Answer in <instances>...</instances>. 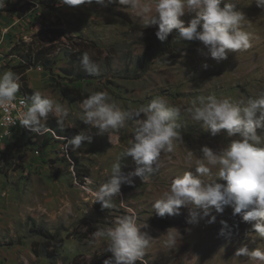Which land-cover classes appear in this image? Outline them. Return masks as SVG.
<instances>
[{
  "label": "rangeland",
  "instance_id": "obj_1",
  "mask_svg": "<svg viewBox=\"0 0 264 264\" xmlns=\"http://www.w3.org/2000/svg\"><path fill=\"white\" fill-rule=\"evenodd\" d=\"M41 1H50L54 10H48ZM224 3H234L245 14L243 27L251 35L248 49L229 52L227 59L218 62L206 56L202 42L175 38L174 30L165 40L170 44L163 51L157 49L145 67H138V56L157 37V27L145 28L125 6L0 0V27L8 29L0 52L13 55L0 63V72L17 73L16 67L26 63L22 53L28 52L27 45L33 43L35 50L45 46L53 68L45 70L32 63L23 75L30 88L64 104L70 115L63 128L51 114L42 123H56L55 127L70 139L80 132L92 137L91 142L84 141L72 152L75 173L51 137L33 144L32 138L18 129L13 133L20 140L5 142L0 150V264H104L112 253L107 244L93 243L91 233L98 227L111 226L117 216L129 211L137 215L141 227L148 225L141 230L154 238L143 261L137 264H185L193 255L198 257L194 264H248L247 258L234 257L236 250L245 245L250 251L264 248V239L254 241L246 235L252 230L251 224L243 222L240 215L234 216L231 206H225L222 214L213 208L215 222L209 223V216L196 224L187 223L188 207H182L179 215L165 217L157 216L153 209L155 200L176 176L186 171L195 173V160L202 156L199 149L203 145L218 150L230 142L223 131L212 136L203 122L191 120L184 109L200 97L229 98L238 103L264 91V9L254 0H223L222 7ZM22 5L29 10L23 16L19 15L23 10H11ZM194 16L186 14L181 19L187 25ZM73 42L80 43L78 47L89 54L99 68L97 73L89 74L81 63L69 59L67 51ZM16 47L21 52L15 51ZM80 75L84 77L80 79ZM23 81L21 77L19 83ZM96 91H107L122 108L133 112L157 96L181 107L176 131L182 139L174 140V153H161L153 165L157 171L148 181L130 177L132 183H123L120 195L113 198V209H102L92 192H85L82 186L87 178L91 182L86 187L95 191L108 179L112 164L129 146L138 125L135 119H129L111 141L107 133L100 135L97 128L81 121L79 102ZM189 150L193 151L191 161L186 159ZM121 163L126 176L137 167L130 156ZM80 169L88 171L83 183ZM222 221L227 222L224 234ZM40 226L64 240L63 246L57 245L54 262L37 254L46 246L53 249L51 242L33 231ZM170 227L182 234L173 249L166 248L160 238Z\"/></svg>",
  "mask_w": 264,
  "mask_h": 264
},
{
  "label": "clouds",
  "instance_id": "obj_2",
  "mask_svg": "<svg viewBox=\"0 0 264 264\" xmlns=\"http://www.w3.org/2000/svg\"><path fill=\"white\" fill-rule=\"evenodd\" d=\"M96 3L107 7L109 4L125 6L137 16L145 28L156 26V36L165 41L176 31V37L183 41H200L207 49L206 56L222 61L229 52L246 50L251 46V35L244 30L245 14L234 3L223 0H60L68 6ZM257 7L264 9V0H254ZM195 16L187 23L181 19L186 14ZM80 63L85 72L95 74L98 66L87 52L82 54ZM207 67V64L204 65ZM215 78V77H214ZM20 77L11 70L0 72V110L7 111L16 100L20 89ZM80 120L99 130L98 134L112 136L126 126L129 119H135L138 127L129 146L111 166V175L95 191L86 187L91 181L85 178L82 186L85 192H92L95 202L102 209L116 207L114 197L120 195L123 183H132L130 177H140L143 182L157 171L155 161L161 153H174V140L182 139L176 131V120L181 107L170 105L165 97L157 96L148 104L133 111L125 110L107 91H96L79 102ZM193 121L203 122L212 136L222 131L230 138L227 146L214 149L203 145L202 156L195 160V173L186 171L176 176L153 204L159 217L176 216L182 207L189 208L187 223L196 224L199 219L211 216L213 208L223 213L225 206L233 208V215H240L243 222L250 223L252 230L246 235L264 239V91L255 98L233 102L229 98L216 96L200 97L184 109ZM51 114L62 128L70 113L69 109L40 91H34L25 110L20 113L19 123L38 134H46L49 129L42 121ZM92 137L80 132L71 139L66 138L65 151L79 150L84 141ZM132 157L137 167L127 176L122 172L121 160ZM193 151L186 153L191 161ZM216 170L213 173V170ZM203 176H212L210 180ZM218 180L225 183H219ZM202 213V215H201ZM215 222L211 216L209 223ZM224 229L227 222L222 221ZM137 215L129 211L115 218L111 226L98 227L91 233L93 243L107 244L111 257L104 264H137L143 261L153 237L141 229ZM160 238L166 248L173 249L181 232L170 227ZM188 257V256H187ZM234 257L247 258L248 264H264V248L249 250L238 248ZM198 257L193 255L185 264H194Z\"/></svg>",
  "mask_w": 264,
  "mask_h": 264
},
{
  "label": "trees",
  "instance_id": "obj_3",
  "mask_svg": "<svg viewBox=\"0 0 264 264\" xmlns=\"http://www.w3.org/2000/svg\"><path fill=\"white\" fill-rule=\"evenodd\" d=\"M43 3V5L48 9V10H54L53 8H51V6L49 5L50 1H41ZM94 3V2H93ZM88 3H85V5H87ZM11 10H16V11H21L23 10V13H19L20 16H23L24 14H27L29 12V10L26 8V5H22L21 7H13V9ZM125 16L128 17V13L125 12ZM170 44L168 43V41H161L159 40L157 37H154L153 39V43L152 44H148V46L146 47L145 51L138 56V67H145L147 65L148 60L152 59L155 57L156 53H157V49L163 51V48L167 45ZM28 46V52L26 53H22V56L25 57V62L24 64H21L19 66L16 67L17 69V75L21 78H23V84H20V89H19V93L25 95L28 97L29 101H30V97L32 96L33 92L35 90H33L32 88L29 87L28 83H26V77L23 75L24 72H26L27 69H29L32 65V63L35 64H40L45 70L46 69H52L53 68V64L51 63L49 57L46 55L47 52L45 51V46L40 47V49L35 50V48L33 47V43H31V46ZM75 46V47H74ZM78 46H80V43H76L73 42V47L72 49L69 51H67V56L69 57V59L72 62H79L81 60L82 54L85 52V50H82L81 48H79ZM15 51H19L21 52L20 47H16L14 49ZM23 52V51H22ZM66 70V69H65ZM84 77V75H80V79ZM56 123L51 122V125L53 126H57L55 125ZM60 130V129H59ZM24 134H27L30 138H32L28 133L23 132ZM32 143H34V141L32 140ZM37 149V147H35ZM77 161V158H76ZM78 162V161H77ZM78 164V163H77ZM81 169L78 170V175L80 177V179L83 181V179L85 178V176L88 175V171L85 170L84 172H82ZM33 231L38 232L40 235L44 236V238H46V240L48 241V243L51 242V244L53 245V249H49L51 247H44L42 249L41 252L37 251V254L40 255H45L46 257H49L51 260H53V262L55 261V252L57 250V245L58 246H63L64 240L63 238H57L55 235L50 234L44 227L40 226L37 229H33ZM50 245V246H52Z\"/></svg>",
  "mask_w": 264,
  "mask_h": 264
},
{
  "label": "built area",
  "instance_id": "obj_4",
  "mask_svg": "<svg viewBox=\"0 0 264 264\" xmlns=\"http://www.w3.org/2000/svg\"><path fill=\"white\" fill-rule=\"evenodd\" d=\"M8 29H2L0 27V50L3 49V44L6 40ZM0 63L6 59L7 57H12L6 55L4 52H0ZM6 55V57H5ZM29 99L27 96L17 93L16 94V100L13 102L12 105L8 107L7 111L0 110V150L4 148L5 142L7 140H15L14 133L18 132V129H22L23 132L28 133L31 137L34 143L40 144V141L42 137L48 136L53 139L55 147L59 150L60 155L66 158L67 161H69L72 164V171L75 173V162L72 156V151L69 149L68 151H65L63 148V145L66 143V138L70 139L68 135H64L57 127L55 126H46L49 131L46 134H38L31 129L22 126L19 123V116L20 113H22L25 110V106L29 103ZM38 139V140H37ZM76 181L78 182V179L75 177ZM83 183V181L81 180Z\"/></svg>",
  "mask_w": 264,
  "mask_h": 264
},
{
  "label": "crops",
  "instance_id": "obj_5",
  "mask_svg": "<svg viewBox=\"0 0 264 264\" xmlns=\"http://www.w3.org/2000/svg\"><path fill=\"white\" fill-rule=\"evenodd\" d=\"M47 137V136H46ZM30 138V137H29ZM20 140V138L17 136V138L15 139V140H7V141H9L8 143H13V141H19ZM7 144L5 143V146H6ZM53 149H54V146H53Z\"/></svg>",
  "mask_w": 264,
  "mask_h": 264
}]
</instances>
